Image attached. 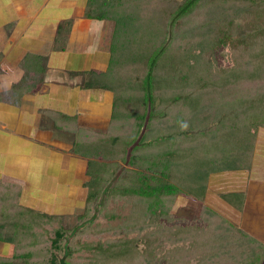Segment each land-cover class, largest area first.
Masks as SVG:
<instances>
[{"label":"trees","instance_id":"trees-1","mask_svg":"<svg viewBox=\"0 0 264 264\" xmlns=\"http://www.w3.org/2000/svg\"><path fill=\"white\" fill-rule=\"evenodd\" d=\"M84 15L112 25L107 68L85 86L113 100L107 131H86L74 151L86 160L83 211L69 232L0 180V242L10 247L0 264H264V242L222 216L204 209L201 224L175 223L170 213L178 196L202 201L211 174L251 167L264 127V0H87ZM70 26L59 25L54 51ZM39 61L24 59L12 103L41 82ZM221 199L237 211L248 200ZM118 202L126 214L107 208ZM98 213L117 223H95Z\"/></svg>","mask_w":264,"mask_h":264},{"label":"crops","instance_id":"crops-1","mask_svg":"<svg viewBox=\"0 0 264 264\" xmlns=\"http://www.w3.org/2000/svg\"><path fill=\"white\" fill-rule=\"evenodd\" d=\"M86 3L0 0V180L20 186L23 207L63 219L76 218L86 197V160L74 151L86 143V131L105 133L112 113V93L85 86L89 72L107 68L111 32L109 22L85 17ZM67 21L66 46L54 51L58 27ZM29 55L40 58L41 82L14 104L9 90ZM9 253L0 242V255Z\"/></svg>","mask_w":264,"mask_h":264},{"label":"rangeland","instance_id":"rangeland-1","mask_svg":"<svg viewBox=\"0 0 264 264\" xmlns=\"http://www.w3.org/2000/svg\"><path fill=\"white\" fill-rule=\"evenodd\" d=\"M109 39L110 35L108 41ZM221 51H217V56H222ZM217 59L220 64H225L222 57H217ZM207 185L206 194L202 201H195L184 196H178L175 199L170 210L176 220L175 223L201 224L202 213L204 209H207L222 216L224 220L236 228L250 232L264 242V127H259L256 130V142L250 169L247 171H221L211 174ZM231 191H241L247 194V203L241 211L233 209L222 201L221 194ZM121 205V202L109 203L107 208L114 209L116 213L126 214V210H121ZM91 219L103 226L117 223L102 213L95 214V218ZM61 224L70 232L77 225V217L61 218ZM108 237L110 235L105 234L103 236V238Z\"/></svg>","mask_w":264,"mask_h":264}]
</instances>
